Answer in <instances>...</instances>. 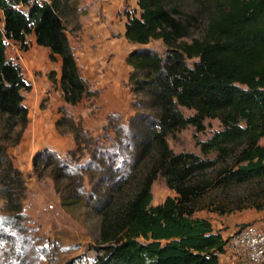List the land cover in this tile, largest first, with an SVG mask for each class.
I'll return each mask as SVG.
<instances>
[{
  "label": "trees",
  "instance_id": "trees-1",
  "mask_svg": "<svg viewBox=\"0 0 264 264\" xmlns=\"http://www.w3.org/2000/svg\"><path fill=\"white\" fill-rule=\"evenodd\" d=\"M70 2L0 0V198L6 211L0 214V248H11L14 235L24 231L25 181L7 148L19 143L27 124L23 92L30 90L20 65L6 58V41L26 51V36L32 34L36 45L48 48L49 61L59 57L64 103L95 96L79 75L65 34L61 15ZM136 5L137 16L135 9L123 10V37L138 45L124 59L133 113L126 123L108 114L102 129L113 135L93 137L59 107L55 128L71 134L74 148L65 159L48 147L37 149L32 171L41 179L48 170L61 205L73 206L83 196L98 215L101 246L92 264H217L225 240L206 218L193 215L211 181L197 175L218 168L223 184L264 176V0H137ZM197 26L199 34L191 35ZM153 40L161 42L162 53L146 46ZM54 75L47 73L53 82ZM205 119H217L220 128L195 139L200 155L169 148L168 135L188 126L201 132ZM157 175L175 196L152 205L150 187ZM62 264L81 263L70 258Z\"/></svg>",
  "mask_w": 264,
  "mask_h": 264
},
{
  "label": "rangeland",
  "instance_id": "rangeland-1",
  "mask_svg": "<svg viewBox=\"0 0 264 264\" xmlns=\"http://www.w3.org/2000/svg\"><path fill=\"white\" fill-rule=\"evenodd\" d=\"M83 12V8L79 6V1L71 0L69 10H65L64 14L61 15L63 24L65 25V32L70 37H73L72 39H74L79 29V15L83 14ZM200 28L197 26L191 29V35H198L201 30ZM30 36L31 34L26 36L28 44L26 51L20 50L14 42L6 41L5 48L6 58L20 65L22 78L26 83L30 84V90L23 92V104L27 108V124L22 132L19 143L7 148L14 166L20 169L25 181L26 190L22 200L24 231L21 234L17 233L14 235L11 248L7 244L0 248V264L7 262L10 264H62L70 258H74L76 262L81 264H92L94 256L101 246L97 243L98 215L92 209L85 206L83 196L80 197V202L73 206L65 207L61 205L59 195L53 188L51 176L47 173L48 170L43 173L41 179H37L33 174L31 156L37 149L51 145V142L46 139L48 138V132H44L43 137H38L39 133L36 129H32L27 144H23V135L27 131L29 122L37 116L40 117V115L44 117L50 116L52 121L53 114L49 112V109L55 108V105L58 104L57 100L62 99L59 86H55V81L53 82L47 77V73L50 71L48 68L49 66L52 67L53 64H50L51 61L49 62L47 55H45V58L40 62L38 67L32 69L29 66L28 54L32 45ZM146 46L155 49L159 53H162L164 50L159 40L150 41ZM136 47L138 45H133V48ZM77 54L79 55L78 52ZM84 67L87 70L81 67V75L83 73L85 76L84 72L86 73L87 71H89L90 76L94 73V71L89 70L88 65ZM83 69L85 70L84 72ZM127 75L128 72L125 73V77L123 76L122 79L119 75L117 77L118 81L126 84ZM106 79L109 80V83L113 80L112 78H107V76ZM120 83H118V86L122 85ZM96 95L84 97L75 105H70L71 112L68 111V106H65L66 113L71 115L75 121L80 117L79 112L86 115V117H90L96 113L97 109L99 110L100 103ZM131 101L132 95L130 93L128 108L132 114ZM100 107L102 108L103 106ZM181 110L184 114L191 112L184 108H181ZM56 111L59 114L54 119L53 125H51L52 132L59 138L68 136L72 142V149L74 148V141L71 134L68 131L59 132L55 128V121L61 115L58 112V107ZM48 112L49 115H47ZM77 116L79 117L77 118ZM106 118L103 120V122L105 121L104 124L106 123ZM119 118L123 123L120 116ZM79 120L81 123V119ZM203 123L205 128L201 132H194V129L188 126L175 132L173 136L168 135L166 141L169 148L174 153L183 151L200 155L198 147L195 144V139L203 140L211 132L220 128L217 119H205ZM90 126L94 128L93 123ZM64 129H66V126L61 127V130ZM34 130L35 134H33ZM102 135L112 136L113 133L110 129L103 131L101 127V129L97 128L96 133L92 136L101 137ZM35 136L39 138L38 141H42L33 148L30 147L33 145L30 142ZM99 141L106 140L105 138H100ZM27 150L28 153H26ZM58 154L65 159V153ZM22 155H26V157L29 155L30 157L24 162L23 160L26 159H23ZM83 159H85V156L81 158V160ZM218 171V168L208 169L197 175V180L205 181L207 178L211 181L198 200H196V209L193 215L206 218L210 222L212 229L223 236L222 239H225L228 234L243 224L253 223L264 228V176L242 183L230 182L223 184L218 181ZM84 183L86 188H88L86 180H84ZM150 192L152 205L161 203L166 196H175L173 190L166 186L164 178L160 175H157L152 182ZM257 204L262 205V207L257 209ZM0 214H6L1 198ZM8 246L9 249H7ZM8 250H11L13 253ZM15 251L16 254L14 253ZM223 252L228 256L224 248ZM14 254L17 257H14Z\"/></svg>",
  "mask_w": 264,
  "mask_h": 264
},
{
  "label": "crops",
  "instance_id": "crops-1",
  "mask_svg": "<svg viewBox=\"0 0 264 264\" xmlns=\"http://www.w3.org/2000/svg\"><path fill=\"white\" fill-rule=\"evenodd\" d=\"M78 1L80 8H83L84 10L83 14L79 15V29L76 32L74 39H72L73 37H70V35H68L66 32L65 34L68 38L79 75L86 82L88 89L96 92V98L99 99V110L97 109L95 114L91 115L90 117H86V115L79 112L80 117L77 116V118L79 117V119H81L83 130L88 135L92 136L94 133H96L97 128L101 129V127L104 125L105 121L103 122V120L108 114H118L121 117L123 123H126L131 115V111L128 108V98L130 97V91L127 87V84L120 83L117 77L120 75L122 79L123 76L125 77V73L128 72L129 67L125 64L124 59L126 54L133 48V44L128 43L123 37L124 23L126 20L123 10L135 9V15L137 16V0ZM30 41L32 42V45L28 54L30 63L28 64L33 69L40 65V62L43 61L45 55H48L49 50L46 47L36 45L34 43V37L32 34L30 36ZM7 42L12 41L7 40ZM50 64H52V67L49 66L48 69L54 70L56 79L55 86H59V57L56 56V60ZM87 65L90 71H94L91 76L89 75V71L86 73L84 72L87 70L84 66L87 67ZM81 67L85 69H83L85 76L83 73L82 75L80 74ZM106 76L107 78L113 79L111 83H109V80L106 79ZM118 83L122 85L118 86ZM57 102L58 104L55 105V108L49 109V112L53 114L52 121L50 116L44 117L43 115H40V117L37 116L33 118L31 122H29L27 131L23 135V144H27L31 130L36 129V131L39 133V135H37L38 137H43L44 132H48V138L46 139L51 142V145H46L44 147H50L49 149H53L57 153H65L67 150L71 149L72 142L68 136L59 138L52 132L51 125H53L54 119L59 114L56 111L57 107L65 108V106H68V111L71 112L69 107L70 105L64 103L62 99L57 100ZM100 106L103 107L101 108ZM49 112L47 115H49ZM91 123H93L94 128L90 126ZM33 134H35V130ZM37 136H35L30 142V144H33L30 147L34 148L42 141H38L39 138ZM26 153H28V150ZM22 156L23 159H26L23 160L25 162L27 161V158L31 156V153L30 156ZM221 237L223 238V236ZM217 264L245 263L243 261L234 260L223 252L219 255Z\"/></svg>",
  "mask_w": 264,
  "mask_h": 264
},
{
  "label": "built area",
  "instance_id": "built-area-1",
  "mask_svg": "<svg viewBox=\"0 0 264 264\" xmlns=\"http://www.w3.org/2000/svg\"><path fill=\"white\" fill-rule=\"evenodd\" d=\"M224 240L223 248L232 259L245 264L264 263V228L253 223L243 224Z\"/></svg>",
  "mask_w": 264,
  "mask_h": 264
}]
</instances>
